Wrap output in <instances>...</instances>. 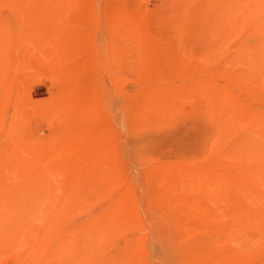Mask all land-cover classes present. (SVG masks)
Segmentation results:
<instances>
[{
  "label": "rangeland",
  "instance_id": "1",
  "mask_svg": "<svg viewBox=\"0 0 264 264\" xmlns=\"http://www.w3.org/2000/svg\"><path fill=\"white\" fill-rule=\"evenodd\" d=\"M0 238L264 264V0H0Z\"/></svg>",
  "mask_w": 264,
  "mask_h": 264
},
{
  "label": "bare ground",
  "instance_id": "2",
  "mask_svg": "<svg viewBox=\"0 0 264 264\" xmlns=\"http://www.w3.org/2000/svg\"><path fill=\"white\" fill-rule=\"evenodd\" d=\"M18 206V205H17ZM17 209V208H16ZM2 211V210H1ZM8 211V210H7ZM13 213V212H12ZM18 213V212H17ZM9 220V219H8ZM8 223V222H7ZM9 224V223H8ZM5 232V231H4ZM8 233V232H7ZM12 233V232H11ZM3 237V236H2ZM1 239V238H0ZM50 240V239H49ZM1 241V240H0ZM46 243V242H45ZM50 243V242H49ZM50 251V250H49Z\"/></svg>",
  "mask_w": 264,
  "mask_h": 264
}]
</instances>
